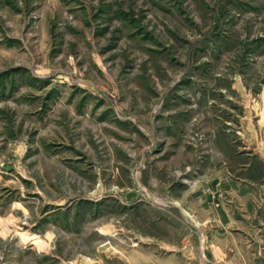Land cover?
Returning a JSON list of instances; mask_svg holds the SVG:
<instances>
[{"label":"rangeland","instance_id":"1","mask_svg":"<svg viewBox=\"0 0 264 264\" xmlns=\"http://www.w3.org/2000/svg\"><path fill=\"white\" fill-rule=\"evenodd\" d=\"M248 134L264 0H0V264H227L202 196Z\"/></svg>","mask_w":264,"mask_h":264},{"label":"crops","instance_id":"2","mask_svg":"<svg viewBox=\"0 0 264 264\" xmlns=\"http://www.w3.org/2000/svg\"><path fill=\"white\" fill-rule=\"evenodd\" d=\"M244 137L247 152L212 171L202 196L212 218L199 222L220 224L209 235L212 255H227V264H264V136Z\"/></svg>","mask_w":264,"mask_h":264},{"label":"bare ground","instance_id":"3","mask_svg":"<svg viewBox=\"0 0 264 264\" xmlns=\"http://www.w3.org/2000/svg\"><path fill=\"white\" fill-rule=\"evenodd\" d=\"M35 241V240H34Z\"/></svg>","mask_w":264,"mask_h":264}]
</instances>
